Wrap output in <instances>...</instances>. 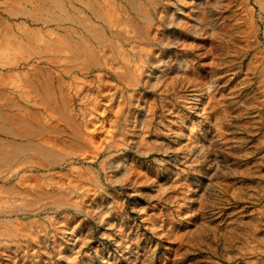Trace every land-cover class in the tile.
Instances as JSON below:
<instances>
[{"label":"rangeland","instance_id":"1","mask_svg":"<svg viewBox=\"0 0 264 264\" xmlns=\"http://www.w3.org/2000/svg\"><path fill=\"white\" fill-rule=\"evenodd\" d=\"M37 2L0 0V264H264V0H96L101 45Z\"/></svg>","mask_w":264,"mask_h":264},{"label":"bare ground","instance_id":"2","mask_svg":"<svg viewBox=\"0 0 264 264\" xmlns=\"http://www.w3.org/2000/svg\"><path fill=\"white\" fill-rule=\"evenodd\" d=\"M75 1L78 3H81L82 5H86L87 8L90 10V13L93 15V19L91 21L92 24H89L87 22L88 20H90V18H86L85 13L83 14L82 17L80 18L77 17V19L74 14L69 13L66 9L65 0H38V2L35 4L34 9L36 13L40 16L36 15L35 19L33 20L45 19V20H49V21L57 22V23L63 20H69L71 22H78L80 27L84 31H86L88 34H91L95 42L98 43L99 45H101V42H103L105 38L109 39V37H106V36H109V35L110 37L119 36V34L113 30H109L107 32L106 28H104L102 31L104 34V37L100 35V33L102 32H101V26L99 25V23L107 22V21L104 18L103 10L96 4L97 3L96 0H75ZM70 6L73 8V11L75 10L80 13L82 12L78 10V8L75 7V5H70ZM141 16H142L141 18L147 19L146 16L144 15H141ZM145 36L146 34L143 33V30L138 29L137 34L136 36H134V38L139 41V40L146 39ZM134 38H128L125 36L122 37V39L125 42H129L131 41V39H134ZM65 41L68 43V49L71 50L77 57L83 59L84 62L95 60V58L91 55L92 52L89 47H82L76 44L75 42H73L72 40L65 39ZM56 49L61 50L60 48H56ZM7 104L11 105V101H8L5 103V105ZM8 124L20 126L24 129L28 128L30 125L29 122H27L26 120H24V118L18 116L17 114L6 112L0 109V131L4 133L11 132L12 129L10 128ZM5 146H6V142H3V140L0 139V163L12 164L14 159H17L19 157L18 154L23 147L16 145L14 148H6ZM35 151L39 153L40 155H42L43 157L49 158L50 162L53 161L56 157L47 148H43L39 146L35 148Z\"/></svg>","mask_w":264,"mask_h":264}]
</instances>
